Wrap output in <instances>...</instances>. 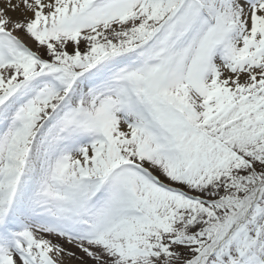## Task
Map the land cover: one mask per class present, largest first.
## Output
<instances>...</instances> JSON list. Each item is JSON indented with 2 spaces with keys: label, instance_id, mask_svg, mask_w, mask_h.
I'll list each match as a JSON object with an SVG mask.
<instances>
[{
  "label": "snow or ice",
  "instance_id": "snow-or-ice-1",
  "mask_svg": "<svg viewBox=\"0 0 264 264\" xmlns=\"http://www.w3.org/2000/svg\"><path fill=\"white\" fill-rule=\"evenodd\" d=\"M0 5V264H264V0Z\"/></svg>",
  "mask_w": 264,
  "mask_h": 264
},
{
  "label": "bare ground",
  "instance_id": "bare-ground-1",
  "mask_svg": "<svg viewBox=\"0 0 264 264\" xmlns=\"http://www.w3.org/2000/svg\"><path fill=\"white\" fill-rule=\"evenodd\" d=\"M0 7H2V5H0ZM9 15L12 16L13 18H19V13H12L9 12ZM65 247H69L68 245H65ZM65 264H78L77 261H66ZM87 264H91L90 261L87 262Z\"/></svg>",
  "mask_w": 264,
  "mask_h": 264
}]
</instances>
